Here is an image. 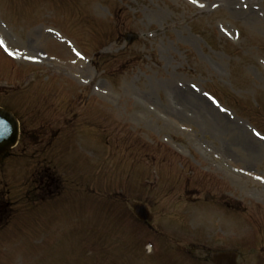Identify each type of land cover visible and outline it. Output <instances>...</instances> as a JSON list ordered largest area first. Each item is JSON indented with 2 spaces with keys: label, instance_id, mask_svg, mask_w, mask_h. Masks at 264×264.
<instances>
[{
  "label": "rangeland",
  "instance_id": "obj_1",
  "mask_svg": "<svg viewBox=\"0 0 264 264\" xmlns=\"http://www.w3.org/2000/svg\"><path fill=\"white\" fill-rule=\"evenodd\" d=\"M0 32L36 59L0 52V106L27 130L0 163V264H186L195 246L264 264V0H0ZM66 105L82 125L50 153L29 128L69 124ZM44 156L67 188L30 207ZM126 198L159 202L156 233Z\"/></svg>",
  "mask_w": 264,
  "mask_h": 264
},
{
  "label": "water",
  "instance_id": "obj_2",
  "mask_svg": "<svg viewBox=\"0 0 264 264\" xmlns=\"http://www.w3.org/2000/svg\"><path fill=\"white\" fill-rule=\"evenodd\" d=\"M129 42H133L135 37H129ZM0 121H3V125L0 126V157L9 148L16 144L17 141V123L13 119L12 115L4 110L0 109ZM13 123V126L11 124ZM14 127V128H13ZM13 128V129H12ZM5 137V140H4ZM143 209L142 207H138ZM212 260L216 264H236V255L229 256V254H213ZM231 260V262H229Z\"/></svg>",
  "mask_w": 264,
  "mask_h": 264
},
{
  "label": "bare ground",
  "instance_id": "obj_3",
  "mask_svg": "<svg viewBox=\"0 0 264 264\" xmlns=\"http://www.w3.org/2000/svg\"><path fill=\"white\" fill-rule=\"evenodd\" d=\"M230 1H232V2H234V0H230ZM49 39V38H48ZM50 40V39H49ZM51 41V40H50ZM64 47V48H63ZM50 50H52V52H55V53H57V56H59V55H61V53L63 54V52L65 51L66 52V49H65V46H63V45H60V44H58L57 42H55L54 44H52V45H50ZM220 117H224L223 115L222 116H220ZM225 118V117H224ZM264 145H262V147H263ZM256 153H257V151L255 150V151H253V155L254 156H256Z\"/></svg>",
  "mask_w": 264,
  "mask_h": 264
},
{
  "label": "snow or ice",
  "instance_id": "obj_4",
  "mask_svg": "<svg viewBox=\"0 0 264 264\" xmlns=\"http://www.w3.org/2000/svg\"><path fill=\"white\" fill-rule=\"evenodd\" d=\"M0 44H2V42H0ZM3 121H0V126H2L3 125ZM0 134H2V133H0Z\"/></svg>",
  "mask_w": 264,
  "mask_h": 264
},
{
  "label": "trees",
  "instance_id": "obj_5",
  "mask_svg": "<svg viewBox=\"0 0 264 264\" xmlns=\"http://www.w3.org/2000/svg\"><path fill=\"white\" fill-rule=\"evenodd\" d=\"M53 179H55V180H56V182L58 181L57 177H55V176H53ZM58 182H59V181H58Z\"/></svg>",
  "mask_w": 264,
  "mask_h": 264
}]
</instances>
